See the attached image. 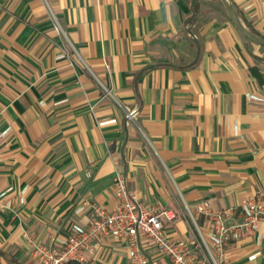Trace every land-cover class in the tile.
Returning <instances> with one entry per match:
<instances>
[{
	"label": "crops",
	"instance_id": "crops-1",
	"mask_svg": "<svg viewBox=\"0 0 264 264\" xmlns=\"http://www.w3.org/2000/svg\"><path fill=\"white\" fill-rule=\"evenodd\" d=\"M231 1L264 37V0ZM221 4L0 0V192L23 198L0 210V264H35L25 235L60 243L91 221L87 199L111 211L117 171L149 207L172 210L166 233L189 241L209 227L197 203L237 209L264 190V46ZM142 247L147 264H170ZM87 256L129 264L112 235ZM224 264H264V220Z\"/></svg>",
	"mask_w": 264,
	"mask_h": 264
},
{
	"label": "built area",
	"instance_id": "built-area-1",
	"mask_svg": "<svg viewBox=\"0 0 264 264\" xmlns=\"http://www.w3.org/2000/svg\"><path fill=\"white\" fill-rule=\"evenodd\" d=\"M108 94L110 90L105 89ZM253 99L261 98L251 95ZM135 109L126 111L125 117L134 120ZM106 123L101 122V124ZM7 129L0 132L4 135ZM89 175L90 172L86 171ZM12 187L0 192V210L14 208L17 201L6 199ZM112 193L116 199L111 211L102 205L85 200L92 208V218L87 225L72 224L69 233L60 243L44 244L31 235L25 237L35 264H67L71 261L89 264L88 253L93 252L97 240L112 235L123 241L127 247L129 264H147L143 253L142 240L150 241L158 253L166 256L170 264H224L230 244L258 228L264 220V190L245 198L239 208H213L209 201L196 204V213L204 215L209 227L206 236L189 241L173 238L163 226V219L171 220L175 214L170 209L156 211L149 207L128 188L125 176L117 171L113 177ZM232 220V221H231Z\"/></svg>",
	"mask_w": 264,
	"mask_h": 264
},
{
	"label": "water",
	"instance_id": "water-1",
	"mask_svg": "<svg viewBox=\"0 0 264 264\" xmlns=\"http://www.w3.org/2000/svg\"><path fill=\"white\" fill-rule=\"evenodd\" d=\"M220 1L223 5L224 9L226 10V13H227L231 23L235 27V29L241 35H243L244 37H246L250 41H252L258 45L264 46V37L253 34L246 27H244V25L241 23L239 16L237 14V11H236V6L232 3V1L231 0H220Z\"/></svg>",
	"mask_w": 264,
	"mask_h": 264
},
{
	"label": "trees",
	"instance_id": "trees-1",
	"mask_svg": "<svg viewBox=\"0 0 264 264\" xmlns=\"http://www.w3.org/2000/svg\"><path fill=\"white\" fill-rule=\"evenodd\" d=\"M247 29H248L250 32H252L253 34H256V35L260 36V35L257 34L254 30H252V29H250V28H248V27H247ZM261 37H262V36H261ZM67 264H79V263L74 262V261H71V262H69V263H67Z\"/></svg>",
	"mask_w": 264,
	"mask_h": 264
},
{
	"label": "rangeland",
	"instance_id": "rangeland-1",
	"mask_svg": "<svg viewBox=\"0 0 264 264\" xmlns=\"http://www.w3.org/2000/svg\"><path fill=\"white\" fill-rule=\"evenodd\" d=\"M223 11L226 13V10L224 9L223 5L221 4Z\"/></svg>",
	"mask_w": 264,
	"mask_h": 264
}]
</instances>
